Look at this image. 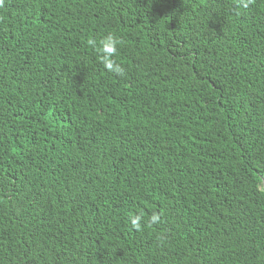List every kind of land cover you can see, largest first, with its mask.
Wrapping results in <instances>:
<instances>
[{
	"label": "trees",
	"instance_id": "trees-1",
	"mask_svg": "<svg viewBox=\"0 0 264 264\" xmlns=\"http://www.w3.org/2000/svg\"><path fill=\"white\" fill-rule=\"evenodd\" d=\"M233 6L3 0L0 264H264V0Z\"/></svg>",
	"mask_w": 264,
	"mask_h": 264
},
{
	"label": "clouds",
	"instance_id": "clouds-1",
	"mask_svg": "<svg viewBox=\"0 0 264 264\" xmlns=\"http://www.w3.org/2000/svg\"><path fill=\"white\" fill-rule=\"evenodd\" d=\"M255 0H234L233 12L235 15H241L242 11H246L250 5L254 4ZM0 7H3V0H0ZM122 39H118L114 35H107L106 37L97 41L95 38L87 40V46L95 51L99 57V63L104 68L116 76L124 77V68L114 59L118 55V46L124 45ZM163 213H152L151 216L145 217L143 212L136 215L129 216V223L131 228L137 232L141 231L143 227L154 228V226L161 223ZM160 243L166 241V235L161 233L157 236Z\"/></svg>",
	"mask_w": 264,
	"mask_h": 264
}]
</instances>
